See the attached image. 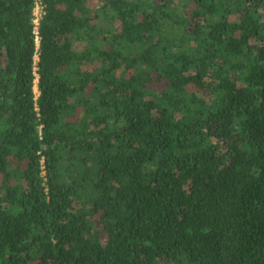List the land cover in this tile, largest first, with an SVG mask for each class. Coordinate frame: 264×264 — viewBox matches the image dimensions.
<instances>
[{
	"label": "trees",
	"instance_id": "16d2710c",
	"mask_svg": "<svg viewBox=\"0 0 264 264\" xmlns=\"http://www.w3.org/2000/svg\"><path fill=\"white\" fill-rule=\"evenodd\" d=\"M42 5L0 0V264H264V0Z\"/></svg>",
	"mask_w": 264,
	"mask_h": 264
},
{
	"label": "built area",
	"instance_id": "2783aa9c",
	"mask_svg": "<svg viewBox=\"0 0 264 264\" xmlns=\"http://www.w3.org/2000/svg\"><path fill=\"white\" fill-rule=\"evenodd\" d=\"M35 1H36V8H35V13H34L35 14V23H36V25H38L39 20L43 14V5H42V0H35ZM38 7L40 8V14L39 15L36 13V9Z\"/></svg>",
	"mask_w": 264,
	"mask_h": 264
},
{
	"label": "rangeland",
	"instance_id": "374dc122",
	"mask_svg": "<svg viewBox=\"0 0 264 264\" xmlns=\"http://www.w3.org/2000/svg\"><path fill=\"white\" fill-rule=\"evenodd\" d=\"M36 13L39 15L40 14V8L38 7L37 9H36ZM36 60H38L37 58H36ZM36 83H37V81H36ZM35 92H36V94L38 95V89H37V86L35 87Z\"/></svg>",
	"mask_w": 264,
	"mask_h": 264
}]
</instances>
